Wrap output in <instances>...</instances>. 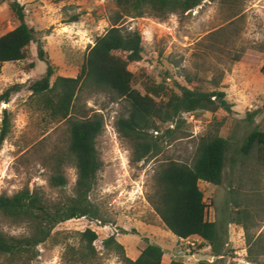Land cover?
<instances>
[{"label":"rangeland","instance_id":"obj_1","mask_svg":"<svg viewBox=\"0 0 264 264\" xmlns=\"http://www.w3.org/2000/svg\"><path fill=\"white\" fill-rule=\"evenodd\" d=\"M19 1L25 5L27 22L37 31L38 40L43 42L55 66V76L79 74L91 46L112 27L111 17L117 10L114 0ZM236 7L223 0H204L185 15H170L165 20L155 16L124 17L120 21L124 29L138 30L143 38V59L130 66L135 88L145 93L148 82L163 83L169 92L175 79L189 87L211 90L215 88L214 76L222 72L219 88L227 93L232 111L185 113V137L178 135L161 155L134 163L131 144L120 136L115 125L117 117L125 112V103L115 101L105 92L85 94L82 105L105 118L104 132L97 140L104 167L92 198L103 208L109 221L104 224L81 218L58 225L54 232H68V238L60 235L59 240L41 244L39 256L32 264H72L66 251L70 244L78 246L79 238L70 232L87 228L99 236L95 246L102 264H124L114 250L104 247L103 241L112 235L124 245L131 259H137L147 243H154L165 252L163 264L173 260L184 264H256L249 257L245 226L254 240L261 238L264 244V166L257 161L255 152L241 171L237 169L241 164L234 168L232 160L240 157L244 140L251 131L264 130V0H241ZM236 10L239 14L233 16ZM74 16H78V21L70 22ZM17 24L10 1L0 0V36ZM234 54L242 56L235 61ZM45 71L46 63L38 57L37 42L31 44L27 60L0 64V95L14 84L22 85L9 103L0 104V126L3 109L8 108L12 113L11 132L0 148V194L12 195L25 187L58 193L49 186L50 172L41 156L64 141V125L45 119L44 113L29 104L28 86ZM216 129L229 139L223 182L213 185L200 181L199 186L209 205L208 219L218 223L219 254L211 246L201 247L202 241H197L195 236L189 241L178 238L164 225L148 200L155 190V173L160 162L169 157L190 162L200 138ZM66 175L67 190L71 192L76 169L67 167ZM233 188H238L240 208L232 202ZM238 209L250 211L252 218L234 223L231 215ZM0 230L20 236L27 229L5 222L0 216ZM259 251L256 246L257 256L251 257L262 261L264 255H259ZM0 264H6L3 256Z\"/></svg>","mask_w":264,"mask_h":264},{"label":"trees","instance_id":"obj_2","mask_svg":"<svg viewBox=\"0 0 264 264\" xmlns=\"http://www.w3.org/2000/svg\"><path fill=\"white\" fill-rule=\"evenodd\" d=\"M9 1L18 24L0 36V64L27 60L31 44L37 42L38 57L46 63V71L28 86L31 91L29 104L44 113L45 119L64 125V141L41 156L50 172L49 186L52 190H58L57 195L47 193L42 188L31 190L28 187L12 195L0 194L2 219L27 229L20 236L0 230V256L4 257L6 264H32L39 256L41 244L52 239L59 240L60 235L68 238V232H54L58 225L81 218L104 224L109 221L103 208L92 198L104 167L97 140L104 132L105 118L102 113L82 105L85 94L105 92L111 94L115 101L125 103V112L117 117L115 125L120 136L130 142L134 163L161 155L164 147L178 135L185 137V113L199 110L214 112L219 109L232 111L233 105L228 102L227 93L219 88L222 72L214 76L212 83L215 88L211 90H205L202 86L189 87L175 79L172 80L174 87L169 92L163 83L157 85L148 82L145 93L133 86L135 75L130 66L143 59V38L138 30L124 29L120 21L124 17L155 16L165 20L170 15H185L204 0H114L117 10L111 17L112 27L96 39L76 77L55 76V66L43 42L38 40L37 31L27 22L25 5L19 0ZM240 1L223 0L225 4L237 7ZM233 13V16H237L239 11ZM76 21L78 16L70 20ZM241 56L234 54L233 60H239ZM30 65L34 67V64ZM262 70L264 72V67ZM21 86L14 84L7 88L0 95V104L9 103ZM11 116L10 109L4 108L0 148L11 132ZM228 147L229 139L220 135L217 129L207 132L200 138L190 162L172 157L160 162L155 173V190L148 195L156 213L173 234L180 239L198 236L202 239L201 247L211 246L216 254L220 253L221 247L219 227L216 221L208 219L209 205L204 200L199 183L222 184ZM254 152L257 161L264 166L263 129L256 128L245 138L240 157L232 160L233 167L237 168L240 163L241 167L237 169L243 170L246 160ZM67 167H74L77 174L71 192L67 190ZM237 189L231 191L232 202L240 208ZM231 218L234 223L241 224L251 219L252 214L238 209ZM245 228L250 259L256 264H264V260L251 257L255 254L256 246L260 248L259 255H264L263 241L261 238L254 240L248 227ZM70 234L79 238V245L70 244L66 251V257L72 264H102L95 246L99 238L95 230L87 228ZM103 244L106 249L114 250L124 264H163L165 252L157 244L147 243L137 259L126 255L124 245L116 235L105 239ZM170 264L184 263L173 260Z\"/></svg>","mask_w":264,"mask_h":264},{"label":"built area","instance_id":"obj_3","mask_svg":"<svg viewBox=\"0 0 264 264\" xmlns=\"http://www.w3.org/2000/svg\"><path fill=\"white\" fill-rule=\"evenodd\" d=\"M195 237H196V236H195ZM190 238H191V237H189V238H187V239H182V240H184V241H185V240H186V241H189V240H190ZM196 240H197V241H198V240H201V241H202V239H201L200 237H197V239H196ZM192 244H195V243H193V242H192Z\"/></svg>","mask_w":264,"mask_h":264},{"label":"crops","instance_id":"obj_4","mask_svg":"<svg viewBox=\"0 0 264 264\" xmlns=\"http://www.w3.org/2000/svg\"><path fill=\"white\" fill-rule=\"evenodd\" d=\"M196 237H198V236H196Z\"/></svg>","mask_w":264,"mask_h":264}]
</instances>
